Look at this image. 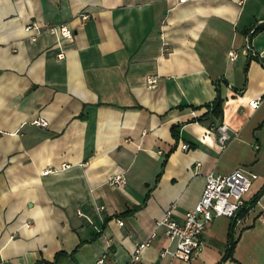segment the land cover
<instances>
[{
  "label": "crops",
  "instance_id": "1",
  "mask_svg": "<svg viewBox=\"0 0 264 264\" xmlns=\"http://www.w3.org/2000/svg\"><path fill=\"white\" fill-rule=\"evenodd\" d=\"M261 22L264 0H0V264H188L161 253V227L130 258L171 202L182 219L206 172L255 171L250 195L263 184ZM59 23L71 35L44 29ZM217 85L235 132L223 147L193 118ZM230 218L210 220L191 264H264V190L222 257Z\"/></svg>",
  "mask_w": 264,
  "mask_h": 264
},
{
  "label": "built area",
  "instance_id": "2",
  "mask_svg": "<svg viewBox=\"0 0 264 264\" xmlns=\"http://www.w3.org/2000/svg\"><path fill=\"white\" fill-rule=\"evenodd\" d=\"M87 16L88 14L86 12L81 14V18H86ZM41 28L42 25L37 22H30L24 25L26 31L34 29V32L30 33L31 40L36 39ZM44 29L61 37L71 35V29L66 23L46 24L44 25ZM244 51L252 54L255 53L254 49L248 44L244 48ZM228 54L230 58H234L238 52L236 49L231 48ZM63 55V51L60 50L57 52L58 57ZM154 80V76L147 78L149 83ZM258 103V99L249 100V104L252 106H256ZM31 121L39 125H46L48 122L46 117L42 115L34 116ZM214 130L216 131V138L220 147L225 146L227 141L235 133L234 131L231 132L230 126L226 121L218 123ZM188 147V142L184 141L181 143V148L187 149ZM67 165V162H62L60 166L49 165L43 168L42 172L55 171ZM256 176L257 173L255 171L247 170L241 166H236L226 172L214 170L206 172L204 184L197 201L184 211L182 219L178 220L173 217L172 209L174 202H171L162 214L155 219L154 227L148 235L143 240L135 243L130 259L139 258L143 247L150 243L151 238L157 232L156 229L161 227L166 237V243L162 247L161 253H168L171 257L183 258L188 261V264H191L190 259L197 254L202 244L201 233L206 229L213 217L219 215L234 217L240 208L250 206L247 200L251 196V186ZM107 182L113 185H122L125 182V176L122 173H113L108 176ZM26 224H29V222ZM101 260L102 257L97 258V261ZM21 264L29 263L23 261Z\"/></svg>",
  "mask_w": 264,
  "mask_h": 264
},
{
  "label": "trees",
  "instance_id": "3",
  "mask_svg": "<svg viewBox=\"0 0 264 264\" xmlns=\"http://www.w3.org/2000/svg\"><path fill=\"white\" fill-rule=\"evenodd\" d=\"M263 28H264V22L258 23L254 27L251 28V31H252L251 33H254V32L261 30ZM262 62L264 63V60H262ZM223 99H224V97L221 94V91L217 85L215 96L210 101H207L204 104H202V105H205V109L202 112L194 115L193 118L204 120L208 125H212L213 127H216L218 125V123L221 122L220 118H221L222 113H223ZM172 129L176 133V131H175L176 129H175L174 125H172ZM263 190H264V182L247 200L249 205H252L257 200V198L260 196V194L262 193ZM248 207L249 206L240 208L239 211L237 212L236 216L230 218L228 238H227L228 244L226 245V248H225V251H224L222 257H227L228 255L231 254V251H232V249L234 247V243H235V239L233 237V226L235 224L236 218L238 216H242L245 213V211H247ZM74 251H75V249L73 250V252ZM61 253H64V251H62V250L56 251L54 258L57 259V257ZM49 263L52 264L53 261L49 260ZM214 264H219V262L217 261Z\"/></svg>",
  "mask_w": 264,
  "mask_h": 264
},
{
  "label": "rangeland",
  "instance_id": "4",
  "mask_svg": "<svg viewBox=\"0 0 264 264\" xmlns=\"http://www.w3.org/2000/svg\"><path fill=\"white\" fill-rule=\"evenodd\" d=\"M222 216H226V215H222Z\"/></svg>",
  "mask_w": 264,
  "mask_h": 264
}]
</instances>
